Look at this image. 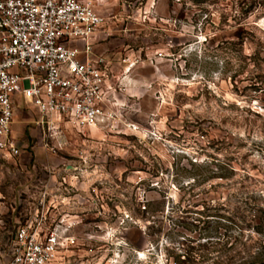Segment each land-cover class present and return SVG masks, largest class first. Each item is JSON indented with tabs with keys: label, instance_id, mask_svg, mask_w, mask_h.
<instances>
[{
	"label": "rangeland",
	"instance_id": "374dc122",
	"mask_svg": "<svg viewBox=\"0 0 264 264\" xmlns=\"http://www.w3.org/2000/svg\"><path fill=\"white\" fill-rule=\"evenodd\" d=\"M90 1L114 115L53 150L16 104L0 246L41 208L80 218L73 264H264V0Z\"/></svg>",
	"mask_w": 264,
	"mask_h": 264
},
{
	"label": "built area",
	"instance_id": "2783aa9c",
	"mask_svg": "<svg viewBox=\"0 0 264 264\" xmlns=\"http://www.w3.org/2000/svg\"><path fill=\"white\" fill-rule=\"evenodd\" d=\"M108 28L90 0H0V168L17 162L26 147L15 130L17 103H27L53 150L69 131L100 130L113 117L118 69L97 52ZM35 214L0 246V264H73L77 238L70 232L80 218L56 216L49 224L44 210Z\"/></svg>",
	"mask_w": 264,
	"mask_h": 264
},
{
	"label": "trees",
	"instance_id": "16d2710c",
	"mask_svg": "<svg viewBox=\"0 0 264 264\" xmlns=\"http://www.w3.org/2000/svg\"><path fill=\"white\" fill-rule=\"evenodd\" d=\"M263 214H264V210H263Z\"/></svg>",
	"mask_w": 264,
	"mask_h": 264
},
{
	"label": "bare ground",
	"instance_id": "6f19581e",
	"mask_svg": "<svg viewBox=\"0 0 264 264\" xmlns=\"http://www.w3.org/2000/svg\"><path fill=\"white\" fill-rule=\"evenodd\" d=\"M143 255V253H141Z\"/></svg>",
	"mask_w": 264,
	"mask_h": 264
}]
</instances>
